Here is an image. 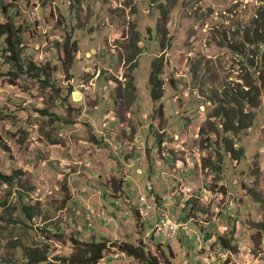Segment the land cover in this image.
<instances>
[{
	"label": "rangeland",
	"instance_id": "374dc122",
	"mask_svg": "<svg viewBox=\"0 0 264 264\" xmlns=\"http://www.w3.org/2000/svg\"><path fill=\"white\" fill-rule=\"evenodd\" d=\"M1 5L25 34L20 61L0 45V264H31L28 255L38 251L47 256L39 264H64L62 256L73 251L70 238L100 237L143 240L153 252L168 244L176 264H205L208 253L217 264H264V234L254 226L264 223V86L257 56L264 45L246 38L255 28L264 37V0ZM66 46L74 57L69 71L63 69ZM157 57L164 60V96L154 102L149 75ZM251 82L262 89L254 118L239 135L226 132L228 121L210 117L216 95ZM168 138L172 145L160 144ZM225 139L244 149L238 165ZM206 160L223 161L222 169L203 167ZM112 178L124 180L123 191L113 192ZM183 180L189 185L180 190ZM141 195L159 208L138 221ZM163 205L176 218L192 219L177 242L154 234ZM207 233L212 241L203 245ZM220 238L232 240L237 252L224 256L229 252ZM104 259L139 264L116 248Z\"/></svg>",
	"mask_w": 264,
	"mask_h": 264
},
{
	"label": "trees",
	"instance_id": "16d2710c",
	"mask_svg": "<svg viewBox=\"0 0 264 264\" xmlns=\"http://www.w3.org/2000/svg\"><path fill=\"white\" fill-rule=\"evenodd\" d=\"M15 7V5H13ZM8 15V9L6 6L1 5L0 6V41L2 40V43L0 42V45H2L7 51L10 52L12 60L20 61L21 57V44H22V36L25 34L24 30L22 28L16 27V24L7 18ZM1 17L6 18V22H2ZM160 33L163 36H167V31L164 28L160 29ZM247 40L254 44H259L258 47L264 45V37L259 33V29L255 28L252 30H248L246 33ZM261 48V47H260ZM70 48L68 46L65 47L64 55L65 60L63 64V69L66 71H69L72 67L74 57L70 53ZM137 55V54H135ZM257 56L259 58V61L262 65V73L263 75L260 77V83L264 86V51L260 49V52L258 51ZM129 62L133 61V57L128 58ZM30 70H38L37 67H35V64L33 62H30L29 64ZM134 66H132L133 68ZM36 68V69H35ZM164 68V60L163 57H157L155 58L150 67V75H149V85H150V92L151 97L154 102L160 101L164 96V81L162 79V72ZM46 70V68L44 69ZM132 70V69H131ZM261 73V74H262ZM127 85L125 88L127 90H130L133 88L132 84V75L127 74L126 75ZM113 82V81H112ZM116 84V87L118 89L119 95H122L121 92V82L116 79L114 82ZM238 87L236 89L227 90L224 89L222 92V96L216 95L217 100H215V104L218 105V107L213 111L212 118L214 117H223L227 122L225 125H223L224 130L226 132H233L235 134H240L242 131H245L248 129L249 124L247 122H252L254 118L253 109H256L259 107V101H260V94H261V86H258L254 84L253 82L247 83V85H241L238 84ZM135 96L132 94L131 98L133 99ZM229 107H228V105ZM118 115V114H117ZM119 115L121 113L119 112ZM118 115V116H119ZM160 117L162 118V112H160ZM251 124V123H250ZM200 132H204L203 128L200 129ZM160 144H162V140H159ZM223 147L227 154H229V158L231 161H233L235 164L238 165V162L244 157V149L241 148L238 144L234 143L232 140L225 139L223 142ZM126 160L128 158L126 157ZM219 164L216 162H210L209 160H206V163L203 164L205 168L211 167V170L213 172L220 171L222 167L220 166L223 161H219ZM259 172L260 170L257 169ZM6 180L13 181L14 176L7 177ZM110 183L113 186V192H118L120 189H123L124 186V180H118L116 178H112ZM153 192V190H151ZM250 195H252L250 193ZM255 201L258 203H261V199L258 197H255ZM162 201V198L160 199ZM164 206V205H163ZM134 209V207H133ZM167 209V208H166ZM157 211V209H155ZM136 213V216L138 218V221H143L142 215L139 213L138 209L134 210ZM31 216V214H30ZM179 220L188 219V221H192L191 218L182 217L179 218ZM158 220H159V213H158ZM158 222V221H157ZM185 222V220H184ZM191 223V222H190ZM144 223L141 222L139 229L141 230L143 228ZM157 225V224H156ZM255 228L258 229L261 233L264 234V223L259 222L254 224ZM184 229V228H183ZM180 233V232H179ZM183 233V232H181ZM155 234V230H154ZM210 235L202 234L201 238L203 239V245L210 244L211 242L208 240L210 239ZM153 240V237H152ZM70 245L73 251L71 254H68L66 256H62L61 260L64 264H99L101 260L105 258V255L107 253H111L113 248H116L120 251V253H124L127 256L135 259L139 264H176V258L172 247L168 244H158L156 246V250L153 252L150 250L143 242V240L138 241L135 243H129V242H113L110 241L104 237H100L99 240H80L78 238H70ZM232 240H226L225 238H220V244L223 247L226 252L229 253H235L237 250L234 248V246L231 243ZM115 254V253H114ZM46 252L40 254L38 251L34 254H29L27 259L30 261L31 264H39L43 261H46Z\"/></svg>",
	"mask_w": 264,
	"mask_h": 264
},
{
	"label": "built area",
	"instance_id": "2783aa9c",
	"mask_svg": "<svg viewBox=\"0 0 264 264\" xmlns=\"http://www.w3.org/2000/svg\"><path fill=\"white\" fill-rule=\"evenodd\" d=\"M147 188L149 190H152V186L150 183H148ZM156 208H157V205L155 202L148 200L144 195L140 196L139 206L137 209L142 216L143 215L147 216L150 210H155ZM183 222H184V219L179 220L178 218L173 216L172 213L165 212V206H163V208L161 209V212H159V220L155 228V234L162 235V233H170L172 234V238H174V232L188 233L190 229H183ZM209 241H211V237ZM227 255H230V253H226L224 256H227ZM204 260L210 263L211 262L210 254H208V256Z\"/></svg>",
	"mask_w": 264,
	"mask_h": 264
},
{
	"label": "crops",
	"instance_id": "0c3cea01",
	"mask_svg": "<svg viewBox=\"0 0 264 264\" xmlns=\"http://www.w3.org/2000/svg\"><path fill=\"white\" fill-rule=\"evenodd\" d=\"M105 133V132H104ZM106 135V134H105ZM89 138V137H88ZM141 138V137H140ZM139 139V138H138ZM163 146H166V145H172V142H170L169 141V138L168 139H165L164 141H163ZM176 144V143H175ZM174 144V145H175ZM144 146V144H140V147H143ZM178 146H181L180 144H178V145H176V146H173V147H178ZM127 158H128V156H126ZM168 158H171V156H168ZM117 159H118V157H117ZM121 159V158H120ZM119 161V160H118ZM128 161V160H127ZM168 161V160H167ZM186 178H190L189 177V175L188 174H186ZM190 180V179H189ZM168 184L170 185V184H173V181H169L168 182ZM186 184V185H185ZM187 185H189V181L188 182H185L184 180H183V182H182V184H181V186H180V190H183V188H184V186H187ZM170 187H172L171 185H170ZM121 191H123V189L121 190ZM132 206V205H131ZM130 209V208H129ZM129 212L127 211L126 212V214H128ZM185 221H188V219H185ZM181 233V232H180ZM165 234H168V233H165ZM208 240H210V239H208ZM211 241H212V239H211ZM239 249H242L241 247H239ZM208 254H210V260H211V262L210 263H208V262H206L204 259L208 256ZM208 254H203V261H204V263L205 264H217V263H215V259H214V256H213V254H211V253H208ZM119 255V254H118ZM118 255H116V256H118ZM239 257V259L240 260H243V258L245 257L244 255H243V252L240 254V256H238ZM255 261V260H254ZM240 262V261H239ZM99 264H106V262H105V259H103V260H101L100 261V263Z\"/></svg>",
	"mask_w": 264,
	"mask_h": 264
},
{
	"label": "bare ground",
	"instance_id": "6f19581e",
	"mask_svg": "<svg viewBox=\"0 0 264 264\" xmlns=\"http://www.w3.org/2000/svg\"><path fill=\"white\" fill-rule=\"evenodd\" d=\"M183 228L184 229H190V222L187 221L186 223H184ZM178 234H179V232H174V238H172V234H170V233L166 234V236L171 238V240L175 242L177 240Z\"/></svg>",
	"mask_w": 264,
	"mask_h": 264
},
{
	"label": "water",
	"instance_id": "95a60500",
	"mask_svg": "<svg viewBox=\"0 0 264 264\" xmlns=\"http://www.w3.org/2000/svg\"><path fill=\"white\" fill-rule=\"evenodd\" d=\"M80 98H81V96H80L79 93L74 95V99H75V100H79ZM72 186H73V187H76V186H77V180H74V181L72 182Z\"/></svg>",
	"mask_w": 264,
	"mask_h": 264
}]
</instances>
